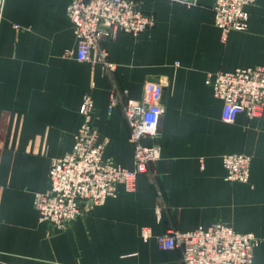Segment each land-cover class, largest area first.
I'll return each mask as SVG.
<instances>
[{"label":"crops","instance_id":"0c3cea01","mask_svg":"<svg viewBox=\"0 0 264 264\" xmlns=\"http://www.w3.org/2000/svg\"><path fill=\"white\" fill-rule=\"evenodd\" d=\"M155 23L135 37H103L106 66L75 58L70 0H6L0 19V264H182L181 248L156 236L224 222L261 243L264 264V117L222 118L208 73L264 66V0L247 6L248 25L224 34L214 0H136ZM165 81L159 123L161 157L135 190L109 197L56 230L42 222L35 195L48 187L55 159L71 152L86 93L105 154L134 168L124 114L148 80ZM115 98L113 108L110 103ZM252 156L249 182L227 179L223 156ZM203 160V165L201 161ZM151 237L145 240L142 229Z\"/></svg>","mask_w":264,"mask_h":264},{"label":"built area","instance_id":"2783aa9c","mask_svg":"<svg viewBox=\"0 0 264 264\" xmlns=\"http://www.w3.org/2000/svg\"><path fill=\"white\" fill-rule=\"evenodd\" d=\"M192 3V0H171ZM256 0H214L215 24L224 34L248 25L247 6ZM6 0H0V19ZM67 15L72 23L78 45L75 58L100 62L106 66L108 51L101 45L103 37L126 32L135 37L145 33L155 23L136 0H70ZM206 84L223 101L222 118L234 122L238 115L264 117V66L239 67L232 71L210 72ZM165 81L148 80L140 99H129L124 114L134 145V168L130 169L105 154V142L99 140L94 125L95 102L86 93L81 104L82 122L75 135L71 152L55 159L49 170L48 187L35 195V207L42 222L56 230L68 227L82 215L91 213L109 197L135 190L139 175L149 170L161 157L159 141L146 143L145 138L159 137V123L164 111ZM115 98L109 109L113 108ZM252 156L248 153H227L223 156L227 179L249 182ZM203 165V160L201 161ZM145 240L151 237L142 229ZM161 248H181L182 264H254V250L261 240L251 232H241L233 226L216 222L189 231L172 230L157 235Z\"/></svg>","mask_w":264,"mask_h":264}]
</instances>
